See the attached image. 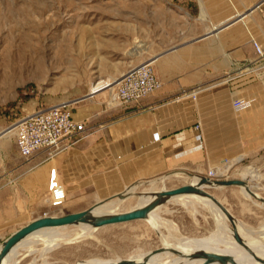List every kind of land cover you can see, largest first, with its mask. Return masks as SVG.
I'll list each match as a JSON object with an SVG mask.
<instances>
[{
  "label": "rangeland",
  "instance_id": "374dc122",
  "mask_svg": "<svg viewBox=\"0 0 264 264\" xmlns=\"http://www.w3.org/2000/svg\"><path fill=\"white\" fill-rule=\"evenodd\" d=\"M252 1L227 0L225 11L219 10L214 0H205V3L203 0H0V132L56 98L75 99L84 93L92 70L90 50L93 37L97 41L99 35L116 34L126 28L135 34L140 29L139 25L142 33L146 30L147 57L148 61H153L157 55L171 54L185 45L186 40L203 35L225 16L240 19L247 16L223 32L229 37L225 76L229 92L226 95L227 99L236 95L242 99H264V68L250 71L248 66L254 53L251 38H257L264 44L262 12L258 9L246 11ZM233 4L242 10H235ZM153 65L155 67V63ZM100 85L93 84L91 89L99 90ZM261 110L259 120L264 123V107ZM8 133L10 136H4ZM4 135L0 138V214L4 217L0 246L13 232L38 216H61L82 211L100 200L104 204L118 201L123 198L121 194L133 186L137 187V194H141L142 188L161 187L162 177L166 178L168 188H175L189 184L191 177L204 176L186 171V174L175 176L174 172L184 171L171 169L157 177L131 184L115 196L102 198L88 194L79 198L69 195L64 204L52 207L47 201V186L40 179L42 162L28 163V158L19 154V170L12 175V163L16 162L18 150L15 130L10 129ZM231 150L236 149L229 148ZM237 156L238 153L229 152L219 167L224 163L231 165ZM248 170H253L255 175L244 177L242 173ZM29 176L35 179L31 187L23 185ZM222 178H246L251 189L264 197V148L258 154H247L233 163ZM18 180V187H10ZM205 190L221 200L231 215L252 230L253 236L261 238L264 244V235L258 233L264 231L263 202L236 185L207 187ZM137 194L130 198L131 202H124L120 211L132 208L139 198ZM195 205L197 209L184 207L182 203L165 202L158 213L170 225L168 222L155 229L145 219L106 225L91 235L62 242L43 255L40 252L24 257L17 264H77L88 260L96 261L93 262L96 264L101 261L109 263L137 253L149 254L162 246V249H168V245L162 243L161 234H170L173 239L183 236L199 240L219 237L221 233L214 214L201 203ZM228 223L233 226L230 220ZM76 225L62 228V233H75ZM27 241L31 240L26 239L24 243ZM24 248L26 244L19 250ZM138 250L141 251L136 252ZM166 252L170 253H162ZM170 254H176L177 258L182 256L180 252ZM34 257L38 259L35 262Z\"/></svg>",
  "mask_w": 264,
  "mask_h": 264
},
{
  "label": "crops",
  "instance_id": "0c3cea01",
  "mask_svg": "<svg viewBox=\"0 0 264 264\" xmlns=\"http://www.w3.org/2000/svg\"><path fill=\"white\" fill-rule=\"evenodd\" d=\"M262 1L253 0L246 11H254L252 6ZM214 2L219 10H227V0ZM198 6L203 7L200 3ZM234 6L237 11L242 10L239 5ZM243 19L225 16L211 25L217 26L213 30L209 28L203 35L186 40L171 54L157 55L152 62L162 87L130 105L112 101L106 88L93 91L91 86L117 80L131 67L148 61L146 30L142 33L139 25L135 34L126 28L116 34L99 35L97 41L93 37L89 81L84 93L75 98L78 102L72 110L73 118L84 121L89 133L82 138L77 136L73 146L53 157L40 150L28 158L31 164L42 162V183L47 186L50 168L55 167L68 198L88 194L107 198L171 169L204 176L212 170L216 178L222 177L219 164L229 152L238 156L258 154L264 148V123L259 120L264 99L251 98V106L238 111L233 101L240 96L227 99L229 89L225 86L229 37L223 32ZM199 86L204 90L196 99L179 98L184 90ZM66 99L56 98L49 105ZM19 154L17 150L12 175L18 173ZM31 177L24 180V186L35 184ZM19 185L18 180L10 187ZM3 225L0 214V228Z\"/></svg>",
  "mask_w": 264,
  "mask_h": 264
},
{
  "label": "bare ground",
  "instance_id": "6f19581e",
  "mask_svg": "<svg viewBox=\"0 0 264 264\" xmlns=\"http://www.w3.org/2000/svg\"><path fill=\"white\" fill-rule=\"evenodd\" d=\"M214 27L216 26H213L210 28L214 29ZM97 89H99V87ZM242 158H243L242 155L236 157L233 163L239 162ZM233 163L231 165H228L225 170L230 169ZM174 173H175V176L186 174V172H174ZM242 175L245 177L248 175L254 176L255 174L253 170H248L242 173ZM161 180H162L161 187L153 186L148 189L142 188L141 194H137V187L129 188L124 194H121L123 198H121L118 201L112 200L105 204L104 202H101L97 207L94 208L91 214L94 217H96V216H105V215H111V214H117L120 212H124V211H120L121 205H123L124 202H127V203L131 202L130 198L134 197L136 194L139 195V198L136 204L128 210H133L135 208H139L144 205H147L153 200H155L157 196L159 195V193L165 190L171 189V188H168V186L166 185L165 177H162ZM189 184H194V185L201 184V176L200 178L196 176L189 178ZM200 188L205 189L207 187L205 185H200ZM219 201L222 203L221 200ZM165 202L182 203L184 207L186 206L187 208H195V209H197L195 207L196 206L195 203L203 204L205 207H208L209 210L214 214V217H215L214 219H216L215 221L218 224L219 229H220V231L218 232H220L221 235H219V237H216V238H214L213 236L211 238L206 237L200 240L194 239V238H188L185 236L173 239V237L170 236V234L165 235L159 232L161 234L162 243L163 242L166 243V245H168L167 246L168 249L177 250L178 252L182 253L181 257L187 258V260L182 261L180 259L181 257L177 258L175 256L176 254L175 255L170 254L171 252L170 253L166 252L167 254L161 252V253H157L152 256H150V253L149 254L145 253L144 255L137 253L136 255L135 254L131 255L127 259H122V260L130 259V260L140 262V261H143L144 259H147L148 264H203L205 261V258H201V257L191 258L190 255L195 256V255L201 254V252H214L217 254H224V255L231 256L236 264H264L263 262L256 259L252 254L254 253L259 259L264 260V244L261 238L257 239L256 238L257 236L254 237L253 236L254 232L248 228H245L244 225H242L240 221L235 219L233 216L232 218L235 223V228L231 226V224L228 223L229 218L227 214L223 212V210H221V208L207 196L198 195V194H177L173 196H163L162 202L159 205H157V207L153 209L149 213L147 218L145 219L151 227L155 229H159L160 227L164 226L163 224H168L169 221H167L166 223V220L164 219V217H161V215L158 213L159 212L158 210L161 208L162 204ZM168 225H170V222ZM76 226H77V231L73 234L62 233V228H65L66 226H60V227H54V228L53 227L44 228V229H40L39 231L29 234L27 237L22 239L19 243H17L11 249V251L4 257L2 264H17L24 257L30 256L36 253H40V252H41V255H43L53 250L54 248H56L62 242H67V241H70V240H73V239H76L78 237L85 236V235H91L93 234L94 231L98 229L96 227H92L89 224H85V223H77ZM235 229L241 239L242 244L239 243L235 238ZM258 233H260V235L261 234L264 235V231L263 232L258 231ZM33 237L34 239L32 240L31 238ZM26 239L27 240L30 239L31 241L30 242L27 241V243H24V240ZM25 244H26V248L19 250L20 246L23 247ZM2 245L0 246V251H1ZM37 245H42V246L37 247ZM139 251L141 250H138L136 252H139ZM36 260L38 259L34 257L33 261L35 262ZM118 261H121V260H118ZM118 261H112V262H118ZM44 262L46 263V261ZM93 262H96V261L90 262L88 260V262H79L77 264H96ZM97 263H100V261H98ZM107 263L108 262L106 261H101L100 264H107ZM227 263L233 264L231 261H227ZM210 264H223V263L216 260Z\"/></svg>",
  "mask_w": 264,
  "mask_h": 264
},
{
  "label": "built area",
  "instance_id": "2783aa9c",
  "mask_svg": "<svg viewBox=\"0 0 264 264\" xmlns=\"http://www.w3.org/2000/svg\"><path fill=\"white\" fill-rule=\"evenodd\" d=\"M264 17V1L255 5ZM251 44L254 54L249 58L250 71L264 68V44L252 37ZM162 81L157 74L152 61L142 62L131 67L120 78L105 82L99 89L109 90L112 101L122 105L138 103L154 94L162 87ZM204 90L203 87L184 90L179 98L196 99ZM77 99H66L58 103L44 105L18 120L11 128L15 130L16 144L21 156L31 158L40 150H46L50 157L64 149L73 146L78 140L89 133L90 128L84 121L73 118L72 110ZM236 110L241 111L251 106L250 99L235 98ZM226 163L221 165L222 177ZM206 176L216 178L210 170ZM221 177V178H222ZM68 199L65 185L59 178L57 169L50 168L47 183V200L50 206L59 207Z\"/></svg>",
  "mask_w": 264,
  "mask_h": 264
},
{
  "label": "water",
  "instance_id": "95a60500",
  "mask_svg": "<svg viewBox=\"0 0 264 264\" xmlns=\"http://www.w3.org/2000/svg\"><path fill=\"white\" fill-rule=\"evenodd\" d=\"M9 130L7 128L4 130L6 133ZM3 135V132L0 133V136ZM200 185H205L206 187H221V186H231L236 185L242 188H245L247 192H249L253 197L257 198L261 202L264 203V197H260L256 194L254 190L251 189L250 185L248 184L246 178L242 179H223L221 177L211 178L209 176L201 177V184L194 185V184H184L179 187L171 188L169 190H165L157 196L155 200L150 202L147 205H144L139 208H135L133 210H128L124 212H120L117 214L105 215V216H96L94 217L91 213L95 207H97L102 201L95 203L88 209L82 211L71 212L65 215H43L38 216L31 220L29 223L25 224L21 228L17 229L13 232L4 242L0 251V264H2L4 257L11 251V249L19 243L22 239L27 237L29 234L39 231L40 229L44 228H54L60 226H69L75 225L77 223H85L89 224L92 227L101 228L106 225H112L116 223L122 222H129L138 219H146L149 213L157 207L162 202L163 196H173L177 194H198L207 196L210 198L215 204H217L223 212H225L231 221L233 227L235 228V223L233 221L232 215L229 210L211 193L207 192L204 188H200ZM235 238L236 240L242 244L239 235L235 229ZM247 248V247H246ZM249 249V248H248ZM164 251H170L173 253H178L177 250H164L161 247L151 250L150 256L155 255L157 253H161ZM252 253V251H251ZM253 256L258 259L259 261L264 263L263 259H259L254 253ZM191 258H205L203 264H210L216 260L222 262L223 264H228L227 261H231L233 264H236L231 256L224 255V254H217L214 252H201L199 255H190ZM107 264H148L147 259L143 261L137 262L134 260H121L118 262H111Z\"/></svg>",
  "mask_w": 264,
  "mask_h": 264
}]
</instances>
